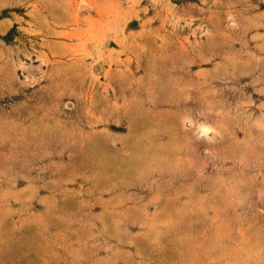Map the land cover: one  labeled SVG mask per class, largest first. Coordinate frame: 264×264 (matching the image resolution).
<instances>
[{"label":"rangeland","instance_id":"1","mask_svg":"<svg viewBox=\"0 0 264 264\" xmlns=\"http://www.w3.org/2000/svg\"><path fill=\"white\" fill-rule=\"evenodd\" d=\"M0 264H264V0H0Z\"/></svg>","mask_w":264,"mask_h":264},{"label":"bare ground","instance_id":"2","mask_svg":"<svg viewBox=\"0 0 264 264\" xmlns=\"http://www.w3.org/2000/svg\"><path fill=\"white\" fill-rule=\"evenodd\" d=\"M210 128L206 125H202L199 129V133H201V135H207L210 132Z\"/></svg>","mask_w":264,"mask_h":264}]
</instances>
